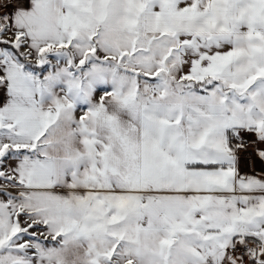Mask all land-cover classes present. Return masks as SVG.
Wrapping results in <instances>:
<instances>
[{
    "label": "snow or ice",
    "instance_id": "obj_1",
    "mask_svg": "<svg viewBox=\"0 0 264 264\" xmlns=\"http://www.w3.org/2000/svg\"><path fill=\"white\" fill-rule=\"evenodd\" d=\"M0 264H264V0H0Z\"/></svg>",
    "mask_w": 264,
    "mask_h": 264
}]
</instances>
